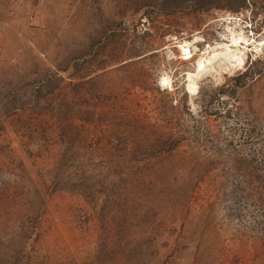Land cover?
Segmentation results:
<instances>
[{
    "label": "rangeland",
    "instance_id": "1",
    "mask_svg": "<svg viewBox=\"0 0 264 264\" xmlns=\"http://www.w3.org/2000/svg\"><path fill=\"white\" fill-rule=\"evenodd\" d=\"M0 264H264V0H0Z\"/></svg>",
    "mask_w": 264,
    "mask_h": 264
},
{
    "label": "bare ground",
    "instance_id": "2",
    "mask_svg": "<svg viewBox=\"0 0 264 264\" xmlns=\"http://www.w3.org/2000/svg\"><path fill=\"white\" fill-rule=\"evenodd\" d=\"M229 36L223 38V42L217 43L214 47L206 48L197 54L195 39L193 43L183 42L177 47L183 60L194 58L193 71L186 73L187 92L193 96L197 88V80L202 76H215L220 73L240 68L243 65L244 55L252 44L245 38L235 35L231 28H226ZM240 34V33H239ZM228 40L227 42H224ZM262 43L260 44V46ZM219 79V78H218Z\"/></svg>",
    "mask_w": 264,
    "mask_h": 264
},
{
    "label": "trees",
    "instance_id": "3",
    "mask_svg": "<svg viewBox=\"0 0 264 264\" xmlns=\"http://www.w3.org/2000/svg\"><path fill=\"white\" fill-rule=\"evenodd\" d=\"M244 74H245V72H244ZM244 74H242V75H244Z\"/></svg>",
    "mask_w": 264,
    "mask_h": 264
}]
</instances>
